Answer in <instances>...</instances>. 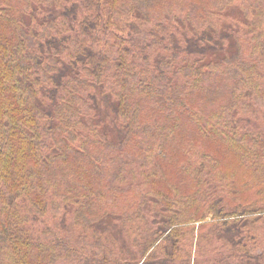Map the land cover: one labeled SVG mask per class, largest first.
I'll use <instances>...</instances> for the list:
<instances>
[{
  "label": "trees",
  "instance_id": "obj_1",
  "mask_svg": "<svg viewBox=\"0 0 264 264\" xmlns=\"http://www.w3.org/2000/svg\"><path fill=\"white\" fill-rule=\"evenodd\" d=\"M0 264H264V0H0Z\"/></svg>",
  "mask_w": 264,
  "mask_h": 264
}]
</instances>
